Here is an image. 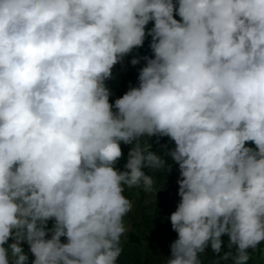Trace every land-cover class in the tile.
I'll return each instance as SVG.
<instances>
[{
  "label": "clouds",
  "instance_id": "clouds-1",
  "mask_svg": "<svg viewBox=\"0 0 264 264\" xmlns=\"http://www.w3.org/2000/svg\"><path fill=\"white\" fill-rule=\"evenodd\" d=\"M149 36L139 86L110 103ZM152 137L179 168L162 264L209 245L246 264L264 244V0H0V264H29L23 243L31 264H117L126 188L156 194L142 169L172 167Z\"/></svg>",
  "mask_w": 264,
  "mask_h": 264
},
{
  "label": "rangeland",
  "instance_id": "rangeland-1",
  "mask_svg": "<svg viewBox=\"0 0 264 264\" xmlns=\"http://www.w3.org/2000/svg\"><path fill=\"white\" fill-rule=\"evenodd\" d=\"M148 175H153L156 180L155 187L159 190L156 194L146 193L142 188L125 190L124 194L133 202V209L125 217L127 232L121 238L123 251L117 264H162L170 255V245L175 240L174 236H177L172 230L169 217L180 200L177 183L179 173L173 169H166L164 172L148 169ZM227 241L228 237L225 235L222 246L224 250ZM22 247L31 264L34 257L29 252V246L23 243ZM207 253L211 255L210 251ZM249 256L246 264H264V244L255 251L249 250ZM208 258L209 263L215 259L212 256Z\"/></svg>",
  "mask_w": 264,
  "mask_h": 264
},
{
  "label": "trees",
  "instance_id": "trees-1",
  "mask_svg": "<svg viewBox=\"0 0 264 264\" xmlns=\"http://www.w3.org/2000/svg\"><path fill=\"white\" fill-rule=\"evenodd\" d=\"M179 19V17H176ZM153 26L152 22L148 24V28L150 29ZM151 42V37H147L143 47L139 49H134L132 53L128 54L125 58L124 61L121 64H117L114 66L112 72H113V79H110L106 81V85L109 88L110 92L112 95L110 96V103H114L115 99L121 97L130 87H138L139 86V70L145 66V61L142 59L144 56H152L151 49L149 47V44ZM133 58H141L140 63L137 65L133 66L131 65L130 61ZM115 111V109H114ZM150 143L152 144L151 150L157 151V154L163 155L166 161L169 164H172L171 169L175 170V172L179 173V168L178 165L173 163L171 161V158L167 155V152L174 147V142H172L169 138L167 137H161L159 138V142L157 143V138L152 137L150 138ZM248 146L254 147V145L249 144ZM131 145H126L123 142H121V149L123 152V158L117 163L116 167L120 170H124V165L127 162V154L130 150ZM146 174H148V169L144 168L142 169ZM174 236V235H173ZM224 236H222V240L224 241ZM175 239H177V236H174ZM62 241L65 238H61ZM224 246V244L222 245ZM225 250H227V246H225ZM208 251L211 252V255L207 253ZM216 257L211 251L210 245L205 249V252L200 254V258L203 261V264H210L209 263V258L208 257ZM247 263V261H246Z\"/></svg>",
  "mask_w": 264,
  "mask_h": 264
}]
</instances>
